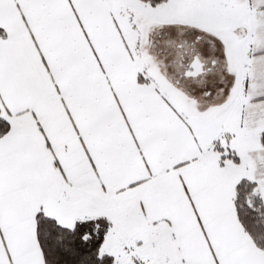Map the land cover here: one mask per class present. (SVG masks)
Segmentation results:
<instances>
[{"label": "snow or ice", "instance_id": "snow-or-ice-1", "mask_svg": "<svg viewBox=\"0 0 264 264\" xmlns=\"http://www.w3.org/2000/svg\"><path fill=\"white\" fill-rule=\"evenodd\" d=\"M0 264H264V0H0Z\"/></svg>", "mask_w": 264, "mask_h": 264}]
</instances>
